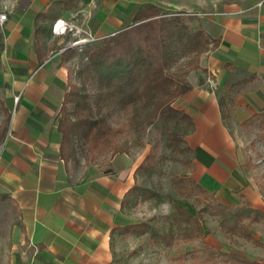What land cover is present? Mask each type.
Listing matches in <instances>:
<instances>
[{
	"label": "crops",
	"instance_id": "obj_1",
	"mask_svg": "<svg viewBox=\"0 0 264 264\" xmlns=\"http://www.w3.org/2000/svg\"><path fill=\"white\" fill-rule=\"evenodd\" d=\"M146 4L217 39L194 56L188 88L171 105L191 117L185 145L202 151L192 153L188 175L216 199L237 202L242 182L229 125L264 107V0H0L12 70L0 148V264H114L117 227L137 221L130 189L142 158L130 149L84 156L77 135L62 145L67 60ZM56 20L63 32L52 28Z\"/></svg>",
	"mask_w": 264,
	"mask_h": 264
},
{
	"label": "rangeland",
	"instance_id": "obj_2",
	"mask_svg": "<svg viewBox=\"0 0 264 264\" xmlns=\"http://www.w3.org/2000/svg\"><path fill=\"white\" fill-rule=\"evenodd\" d=\"M182 22H187V18ZM187 26L190 30L194 28L192 24ZM100 43V39L89 40L72 48L75 52L70 54L67 60L69 88L77 86L84 89L91 99L95 93V85L84 71V64L87 62L86 51ZM3 46V32L0 26V148L10 115L6 95L11 91L9 82L12 72ZM194 56L196 57L194 52H188L180 45L171 53L168 71L174 73L181 85L186 82V74L194 64ZM151 109L150 105L145 106L141 101L123 104L118 96L114 95L102 109L94 112L95 117L106 125L105 133L96 142L90 138L79 137L77 146L80 154L91 157L96 156L97 151H102L106 157L115 151L130 149L142 158L141 163L152 165L151 171L145 168L138 170V184L155 189L158 197L136 200L131 205L130 212L135 215L137 221H147L155 230L165 232L172 229L176 233V225L170 217L174 205L179 204L193 214L201 205L194 195L178 193L172 182L175 176H188L192 154L180 152L178 149L184 147L185 142L175 143L173 139L174 136L184 137L185 124L179 120L161 117L158 113L152 115ZM72 111L73 104L64 101L61 118L65 115L72 117ZM229 128L237 148L242 182L241 187L235 191V199L237 202L249 201L251 205L264 209V124L246 118L233 127L229 125ZM201 224L204 232L203 242L264 262V220L250 225L253 237L263 245L244 236L226 232L219 226L218 219L207 213H203ZM200 244L201 240L198 238L185 241L176 235L173 243L165 246L155 242L149 232L119 233L114 238V264H192L190 255L181 260L177 257L185 250ZM218 264L232 263L219 259Z\"/></svg>",
	"mask_w": 264,
	"mask_h": 264
},
{
	"label": "trees",
	"instance_id": "obj_3",
	"mask_svg": "<svg viewBox=\"0 0 264 264\" xmlns=\"http://www.w3.org/2000/svg\"><path fill=\"white\" fill-rule=\"evenodd\" d=\"M164 11L161 7L146 4L135 10L128 23L110 36L101 38V43L86 51L87 62L84 71L95 85L93 98L77 86L69 88L64 101L73 104L72 117L60 119L62 145L75 135L78 138H90L96 142L106 131V125L95 117L94 112L102 109L108 99L118 96L123 104L141 101L151 106L152 115L182 121L186 131L192 120L190 115L171 105V101L188 88L186 82L180 84L173 72L168 71L171 53L177 45L196 55L215 45L217 39L211 38L202 29L190 30L179 14ZM95 110V111H94ZM247 119L264 124V107ZM185 131V132H186ZM175 143L184 141V137L174 136ZM180 152L199 156L201 149L185 145ZM152 170V165L140 163L138 170ZM178 193L194 195L201 205L193 214L185 207L175 204L170 214L177 232L168 229L161 232L152 228L147 221L138 220L117 227L123 234H142L149 232L157 243L170 246L177 235L182 240L198 238L201 244L185 250L177 258L192 256V264H218V260L232 264H264L244 254L225 251L215 245L203 242L201 217L207 213L218 219L219 226L229 233L244 236L260 243L252 234L250 225L264 220V209L249 202L224 203L215 199L199 182L188 176H175L172 179ZM134 201L158 197L155 189L136 183L130 189ZM263 245V243H260Z\"/></svg>",
	"mask_w": 264,
	"mask_h": 264
},
{
	"label": "built area",
	"instance_id": "obj_4",
	"mask_svg": "<svg viewBox=\"0 0 264 264\" xmlns=\"http://www.w3.org/2000/svg\"><path fill=\"white\" fill-rule=\"evenodd\" d=\"M92 1H95V0H92ZM5 16H6L5 12L4 11H0V21H3L5 19ZM52 28L54 30L63 32L65 30L66 26H65V24H62V22H60L59 20H56L53 23Z\"/></svg>",
	"mask_w": 264,
	"mask_h": 264
},
{
	"label": "bare ground",
	"instance_id": "obj_5",
	"mask_svg": "<svg viewBox=\"0 0 264 264\" xmlns=\"http://www.w3.org/2000/svg\"><path fill=\"white\" fill-rule=\"evenodd\" d=\"M61 22V21H60Z\"/></svg>",
	"mask_w": 264,
	"mask_h": 264
}]
</instances>
